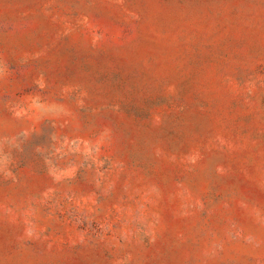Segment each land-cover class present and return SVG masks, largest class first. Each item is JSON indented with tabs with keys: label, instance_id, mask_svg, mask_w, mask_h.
<instances>
[{
	"label": "rangeland",
	"instance_id": "rangeland-1",
	"mask_svg": "<svg viewBox=\"0 0 264 264\" xmlns=\"http://www.w3.org/2000/svg\"><path fill=\"white\" fill-rule=\"evenodd\" d=\"M0 264H264V0H0Z\"/></svg>",
	"mask_w": 264,
	"mask_h": 264
}]
</instances>
